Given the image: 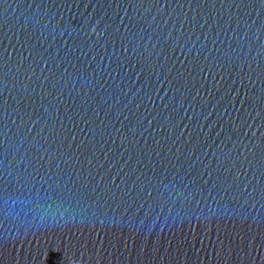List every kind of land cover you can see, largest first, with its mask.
Returning a JSON list of instances; mask_svg holds the SVG:
<instances>
[{
	"label": "water",
	"instance_id": "1",
	"mask_svg": "<svg viewBox=\"0 0 264 264\" xmlns=\"http://www.w3.org/2000/svg\"><path fill=\"white\" fill-rule=\"evenodd\" d=\"M0 264H264V0L0 3Z\"/></svg>",
	"mask_w": 264,
	"mask_h": 264
},
{
	"label": "snow or ice",
	"instance_id": "2",
	"mask_svg": "<svg viewBox=\"0 0 264 264\" xmlns=\"http://www.w3.org/2000/svg\"><path fill=\"white\" fill-rule=\"evenodd\" d=\"M4 2V0H0V3H3Z\"/></svg>",
	"mask_w": 264,
	"mask_h": 264
}]
</instances>
